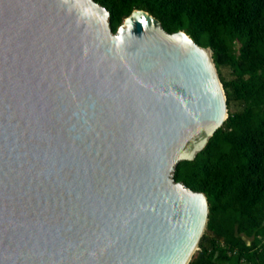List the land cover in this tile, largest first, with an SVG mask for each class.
<instances>
[{
    "label": "water",
    "instance_id": "obj_1",
    "mask_svg": "<svg viewBox=\"0 0 264 264\" xmlns=\"http://www.w3.org/2000/svg\"><path fill=\"white\" fill-rule=\"evenodd\" d=\"M226 118L212 52L184 32L0 0V264H189L208 203L173 174Z\"/></svg>",
    "mask_w": 264,
    "mask_h": 264
},
{
    "label": "trees",
    "instance_id": "obj_2",
    "mask_svg": "<svg viewBox=\"0 0 264 264\" xmlns=\"http://www.w3.org/2000/svg\"><path fill=\"white\" fill-rule=\"evenodd\" d=\"M116 33L133 11L210 49L227 118L173 179L208 203L189 264H264V0H93ZM229 71V78L222 70Z\"/></svg>",
    "mask_w": 264,
    "mask_h": 264
},
{
    "label": "rangeland",
    "instance_id": "obj_3",
    "mask_svg": "<svg viewBox=\"0 0 264 264\" xmlns=\"http://www.w3.org/2000/svg\"><path fill=\"white\" fill-rule=\"evenodd\" d=\"M222 74L224 77L229 78V71L228 70H222ZM205 231V230H204ZM196 252V251H195Z\"/></svg>",
    "mask_w": 264,
    "mask_h": 264
}]
</instances>
